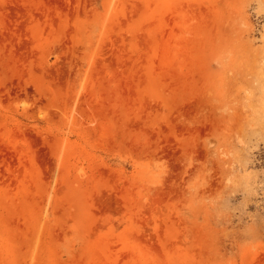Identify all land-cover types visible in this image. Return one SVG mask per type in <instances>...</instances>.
Here are the masks:
<instances>
[{"label": "rangeland", "instance_id": "1", "mask_svg": "<svg viewBox=\"0 0 264 264\" xmlns=\"http://www.w3.org/2000/svg\"><path fill=\"white\" fill-rule=\"evenodd\" d=\"M0 264H264V0H0Z\"/></svg>", "mask_w": 264, "mask_h": 264}]
</instances>
